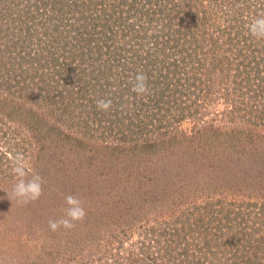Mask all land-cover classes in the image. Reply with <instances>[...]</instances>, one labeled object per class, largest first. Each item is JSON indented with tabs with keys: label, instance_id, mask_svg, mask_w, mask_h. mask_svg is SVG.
<instances>
[{
	"label": "rangeland",
	"instance_id": "rangeland-1",
	"mask_svg": "<svg viewBox=\"0 0 264 264\" xmlns=\"http://www.w3.org/2000/svg\"><path fill=\"white\" fill-rule=\"evenodd\" d=\"M0 106V264H264V0H0Z\"/></svg>",
	"mask_w": 264,
	"mask_h": 264
},
{
	"label": "trees",
	"instance_id": "trees-1",
	"mask_svg": "<svg viewBox=\"0 0 264 264\" xmlns=\"http://www.w3.org/2000/svg\"><path fill=\"white\" fill-rule=\"evenodd\" d=\"M96 17L100 20V18H102L101 19V21H103L102 23L105 25V26H108V27H111V25H118V24H120V21H122V20H120V19H118L117 17H115L113 14H111L110 16L108 15V14H104L103 15V17H100L99 15H96ZM120 20V21H119ZM115 27V26H114ZM112 29V28H111ZM104 31V33L105 34H107L108 32H112L113 31V29L112 30H110V28H108V29H104L103 30ZM1 107V106H0ZM24 108V107H23ZM2 109V111L1 112H4V110H5V108L4 107H2L1 108ZM20 110V109H19ZM8 113V112H7ZM21 113H22V118L24 117V121H27L28 123H29V121H28V118H27V116H26V112L25 111H21ZM36 116V114L34 115H32V117L34 118V122L36 123V126L38 127V129H41V127H44V126H47V124L44 122L45 120H43V118H36L35 117ZM22 120V119H21ZM35 125H31L30 127H34ZM34 129V128H33ZM42 130H45V129H42ZM41 131V130H40ZM42 132V131H41ZM48 133V132H47ZM46 133V134H47ZM126 147L127 146H124V147H122V146H119V145H117V146H114L113 147V150H114V153L116 152V150H124V149H126ZM127 152V151H126ZM128 160H129V157L130 156H125ZM132 158H134L133 156H131ZM227 158H225V157H223V156H221V154L219 155V158H216V157H210V158H207V159H202V160H200L199 162L201 163V165L199 164V166H198V170L199 171H201L202 173H206L207 172V170H208V168H209V166L211 167V170L209 169V171H216V169H218V171H219V169L220 168H222L220 171L221 172H223V173H227V171H226V169H228V167L226 166V164L224 163V161L226 160ZM127 160V161H128ZM207 163H210V164H208L207 165ZM258 164V163H257ZM124 165H125V163H124ZM206 165H207V170H206ZM126 166V165H125ZM225 167V168H224ZM133 169H131V170H128V169H126V175H127V177H129V175H134V176H136V178L135 179H137L136 180V183H137V185H134L133 187L135 188V192L134 193H138L137 195H138V200L139 201H141L140 199L142 198V197H144V195H145V193L147 192V190L146 189H144V185H145V183L146 182H148V184L149 183H151L152 181H154V183L156 184L157 182H158V184L161 182V181H163L164 180V178L162 177L163 175H161V177L160 176H158V177H156V174H154V173H145V172H147L146 170H142V169H140L139 171L138 170H136L134 167H132ZM175 168V167H174ZM175 170H176V168H175ZM151 171V170H150ZM154 172H161V171H159V170H157V169H155V170H153ZM178 172V171H177ZM177 172H174V170L172 169V175H171V177H174L175 175H177L176 173ZM171 174V173H170ZM245 177H248L246 174H245ZM145 179H147V181H145ZM156 180H157V182H156ZM170 180V179H169ZM147 194V193H146ZM147 196L149 197V194H147ZM147 196H145L146 198H145V204L148 202L146 199H147ZM134 197H136V195H134ZM150 198V197H149ZM143 202H144V200H143ZM142 202V203H143ZM137 204H139V202L137 201L136 203H135V205H137ZM146 208L147 206H133V210H135L136 208H138L137 210H135L133 213H137V212H139L140 211V208Z\"/></svg>",
	"mask_w": 264,
	"mask_h": 264
}]
</instances>
